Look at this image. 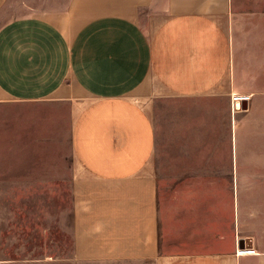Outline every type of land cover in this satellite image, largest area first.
Instances as JSON below:
<instances>
[{
  "label": "crops",
  "instance_id": "obj_1",
  "mask_svg": "<svg viewBox=\"0 0 264 264\" xmlns=\"http://www.w3.org/2000/svg\"><path fill=\"white\" fill-rule=\"evenodd\" d=\"M6 1L0 0V10ZM254 6L264 3L69 0L61 11L14 18L0 27V102L68 107L75 259L264 264V245L256 237L251 244L235 192L237 216L231 219H217L213 186L205 197L193 194L196 239L186 231L183 241L179 231L170 237L154 175L157 133L150 113V102L161 90L192 101L203 130H209L216 113L218 129L225 133L190 143L204 149L199 162L209 163L216 153L205 148L218 145L227 147L226 160L233 164L237 129L243 126L250 125L256 135L241 139H264V116H251L248 109L245 115L233 113L230 98L264 97V91L240 82L264 77L263 68L250 65L259 56L264 64V34H250L264 29L255 28L253 17L245 14ZM241 20L244 45L237 32ZM231 171L220 174L247 173ZM200 175L213 176L211 170ZM244 243L255 255L236 254Z\"/></svg>",
  "mask_w": 264,
  "mask_h": 264
},
{
  "label": "rangeland",
  "instance_id": "obj_2",
  "mask_svg": "<svg viewBox=\"0 0 264 264\" xmlns=\"http://www.w3.org/2000/svg\"><path fill=\"white\" fill-rule=\"evenodd\" d=\"M68 1L7 0L0 10V27L14 18L61 11ZM245 14L253 17L255 28L264 29V6L246 9ZM240 24L237 32L244 45L242 20ZM259 32L264 34L257 30L250 34ZM261 60L259 56V61L250 65L264 69ZM240 82L247 88L264 91L262 74ZM154 101L150 102L157 133L154 175L160 202L166 208L170 237H176L179 231L183 241L186 231L187 237L196 239L193 194L205 197L213 186L217 219L237 216L232 207L235 192L250 242L256 237L264 245V139H241L256 135L250 125L243 126L237 129L238 156L233 164L226 160L227 147L218 145L205 148L216 153L209 163L199 162L206 156L204 149L190 143L207 135L212 139L223 135L225 131L218 129V115L213 114L207 131L201 124L200 109L187 98L161 90ZM260 106H264V97L256 101L252 98L247 113L264 116V110L256 109ZM240 115L245 111L241 110ZM68 121L65 104L0 102V264H111L73 257ZM226 169L228 174L231 170L237 175L247 173L221 175ZM205 170H211L213 176L200 178V172Z\"/></svg>",
  "mask_w": 264,
  "mask_h": 264
},
{
  "label": "built area",
  "instance_id": "obj_3",
  "mask_svg": "<svg viewBox=\"0 0 264 264\" xmlns=\"http://www.w3.org/2000/svg\"><path fill=\"white\" fill-rule=\"evenodd\" d=\"M231 104L233 113H237L241 110L240 105L243 101L250 102L251 96L246 94H231ZM237 255H255V249L252 246H247L245 243L242 247H240L237 252Z\"/></svg>",
  "mask_w": 264,
  "mask_h": 264
},
{
  "label": "water",
  "instance_id": "obj_4",
  "mask_svg": "<svg viewBox=\"0 0 264 264\" xmlns=\"http://www.w3.org/2000/svg\"><path fill=\"white\" fill-rule=\"evenodd\" d=\"M242 111H246L248 109V102L243 101L240 105Z\"/></svg>",
  "mask_w": 264,
  "mask_h": 264
}]
</instances>
